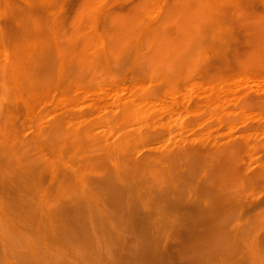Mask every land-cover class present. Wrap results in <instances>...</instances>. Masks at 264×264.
<instances>
[{
	"label": "bare ground",
	"instance_id": "obj_1",
	"mask_svg": "<svg viewBox=\"0 0 264 264\" xmlns=\"http://www.w3.org/2000/svg\"><path fill=\"white\" fill-rule=\"evenodd\" d=\"M21 1H23L22 6L16 0H0V153L5 157L3 161L0 160V177L2 176V181L8 180L10 184H13V180L15 179L24 181L28 176L33 177L31 171L28 170L29 165L23 159V154L19 148V143L26 138L19 135L21 134L19 127L22 124L19 121L24 119L23 124L26 120L29 127L32 128V142L38 149L37 153H40L39 156L43 160V171L48 174V183H50V185H46L47 187L42 185L36 186L41 203L35 209V230L38 240L41 241V245L45 248L46 252V254L40 253L41 261L48 263L47 258L50 255L52 259V262H49L50 264H61L63 259H65L63 262L68 261L65 254L62 255L65 258L63 257L62 260L58 259L61 254H59L61 251L59 243L61 241L63 243L62 233L66 234V228L70 227L68 229L73 232L75 230L73 226L74 222L76 221L75 226H77V223L82 221L81 219L85 221L86 214L95 220L98 219L103 224L104 221L102 219L106 216L105 212L110 209L114 211V216L121 222L123 230L127 231L129 229L127 232H121V230L118 231L119 228L115 229L114 227V230H117L116 234L119 233V240L121 238L119 237L120 235H123V238L129 237H126L128 239L125 242H128L129 245L128 243V246L123 244L122 247L121 242L124 241L122 239L123 241L119 242L121 247L123 249L126 247L130 251L132 249L133 252L131 253L136 254L137 252V257H140L144 264H165L168 257L165 256L166 260L163 263L164 257L163 259L160 257L162 253L159 256L161 251H159L158 257L156 252L153 251L152 240L150 244L149 239L154 240L153 233L159 232L157 230V232H153L157 226L160 227L162 224L159 221L162 219L159 217H164L162 222H168L165 218L168 216L169 219L170 215L168 214L171 213L167 212L166 209L170 207L168 210L170 211L172 205L174 206V204L181 202L180 199L183 196L179 194L183 193H181V187L179 189V184L180 182L184 183V181L181 180L183 178L181 176L183 171L180 172V170L184 167L185 162L178 152H173L170 155H168L169 153L165 154L163 158L160 157L162 160H160L161 164L159 168L164 177L172 184L171 189L162 193L146 186L147 190L141 192V187L139 188L137 185L136 179H145L147 174L156 168L152 165L153 162L151 163L148 160L142 161V157L140 158L142 162L131 160L132 157L130 156V159L129 151L133 143L137 144L135 141L139 139L138 137L141 139L142 134L143 136H147V134L143 133L144 130H141L142 125L138 124L140 123L138 120L142 122L143 119L148 118L150 113H152L148 109L152 110L151 105L154 104L152 102L155 99L154 95H156L155 92L157 91L152 90L154 91L153 94L149 89L153 86L171 88L178 80L185 79L187 75H192L193 71L199 70L201 62L203 63V60L207 58L209 53L215 56L217 64H215L214 69L211 68L213 71L210 73L212 75L210 76L211 78L209 77L210 82H216L218 85H220V81L225 79V75L228 77V72L234 69L235 66L242 68V66L246 67L248 64H257L259 67H264V14L262 11L264 10V0H138L137 3L131 1V4L132 2L134 4L129 7V10L119 14H114L115 10H113V12L115 11L114 13L110 12L107 10L108 8L106 9V6L105 9L102 8L104 7L102 3L106 0H76V7H72L74 10L71 13L70 9L72 8L68 6L71 4L70 0ZM107 3L103 4L106 5ZM111 5H107V7L109 6L110 8ZM67 6L70 7L69 11H67ZM256 7H262L260 12L255 11ZM229 49L231 51L233 49V51L229 53ZM129 64L135 67L133 75L135 74L136 78L134 76L135 81L132 79L134 81L132 87L138 89L139 92L134 89L135 95L131 96L130 92L132 88L128 92L131 95L129 94L127 97L125 94L126 97L124 96V98L121 97L123 93L120 95L121 89L117 90L119 92L118 95L112 86L111 88L115 91L112 89L111 94L109 91V94L104 92L106 97H109V100H111L108 104H113L112 102L120 104L117 107V104L114 103L117 109L116 111L112 109L115 113L109 119L111 123L109 121L106 122V120L104 121V126L105 123H110V125H116L113 127L118 128H116V134L115 132L112 134L114 136L117 135L115 139L100 140L99 138L100 141L94 140L91 137L90 139L88 136L92 132L94 124L92 127H87L86 124V127L82 128L83 133H75L74 131L70 142H67L66 138L64 139L65 141L60 140L61 138L59 137L66 134L61 129L60 117L62 119L66 118L65 120H69V118L70 121L73 120H71L70 115H67L68 113L64 114L63 108H61L62 110H58L59 107L53 111H50V109L47 111L45 103H49L48 100H52V104L55 101V108L62 103L61 107L65 105L64 109H66V104L74 102L72 101L73 97L66 94L69 87L70 89L73 88V91L81 90L80 92L84 94L81 93V95L87 97L86 95L90 90H102L106 87L104 82L107 84L110 76L112 77L109 71L124 69ZM84 72L89 75L87 74V76ZM232 72L233 70L230 73ZM206 76H208L207 73ZM129 81H131V78ZM129 86L127 87L130 88ZM61 88L63 90L58 94L59 91L55 90ZM111 88L109 87V89ZM54 91L59 95H57L58 97L55 96ZM73 91L71 92L70 90L69 92L76 96V92ZM80 92H77V94L81 98ZM102 92L103 90L101 94ZM98 93L95 92L98 95L97 99L100 97ZM79 97L77 96V98ZM93 98L91 100H96V98ZM76 99L75 101L77 102ZM87 100L88 98L83 99V101L88 103ZM91 100L90 102H92ZM103 100L101 104L104 102ZM76 102H74L75 107L79 104V102L77 104ZM90 102L86 103L88 107L92 109L93 107L97 108L99 104L97 103L98 100L96 105L93 103L94 101L91 105ZM148 103H150V107L146 109L144 106ZM212 103L214 102L212 101ZM42 104H45L44 108L40 107ZM105 104L104 109L106 108ZM75 107L73 109L76 110ZM67 109H70V107H67ZM104 109L103 111L99 109L100 112L98 109H93L96 110L93 113L99 112L98 114L100 115L102 111L105 114ZM112 110L109 112L111 115L113 114ZM86 113L88 114V112ZM96 113L95 115H98ZM47 114H49V117L51 115L50 120H46L48 118ZM106 114H108L107 111ZM90 115L88 114L87 116ZM84 116L79 115L78 119L80 117L81 121L85 124L83 118L88 119L87 116L86 118ZM43 117L46 122L48 121L47 123L44 120V122L42 121L43 124L41 123ZM91 117L93 116L91 115ZM154 117L150 118L154 120L156 119ZM76 118L75 116L72 117V119H75L73 121L75 123L78 121ZM150 118H148L147 122L150 121L151 123ZM111 119L115 120L118 126L115 122L113 124ZM61 121L63 122V120ZM79 121L77 124H81ZM17 122L21 123L19 127ZM143 122L145 125L147 124L144 120ZM134 123L138 126L133 125ZM88 124L91 125L90 122ZM126 124L133 125L134 128ZM66 125L69 127V123L64 126L62 125V127L64 128ZM148 125L151 124L148 123L147 127ZM137 127L141 128L142 134L140 133L141 131L137 132L139 130V128L135 129ZM77 128L79 129V127ZM130 128L131 130L133 129L132 132ZM78 129L75 130L77 131ZM154 129L158 130L155 127ZM96 130L97 128L93 131ZM108 132L110 131L108 130ZM104 135L107 137V131ZM90 151L91 153H89ZM92 153H97L98 155L95 156ZM156 162H158V159ZM189 167L191 166L189 165ZM87 168L95 170L97 176L95 178H86L87 175L85 176V172L83 171ZM42 176L39 174V182L42 180ZM39 182H33V184ZM11 187L14 188L15 185ZM6 194H9V192L6 191ZM11 195L16 197L15 203H17L21 193L16 188L15 192ZM184 207L182 209L187 210V212L190 211V206L184 205ZM162 209L165 213L161 212ZM185 210L181 211L184 216L187 213ZM179 211L177 213L182 214ZM159 212L161 214L160 216L158 215V220L156 216ZM144 218L147 219V221L145 220L147 224H145L146 222L144 223L146 227L138 226L143 222ZM148 220L151 221L149 222L151 224L148 223ZM119 221L117 222L119 223ZM148 224L154 227H149L147 226ZM163 225L161 229H164ZM72 226L74 230L71 229ZM80 226L79 228L82 229L84 225ZM79 228L77 229L80 230ZM158 229L161 230L160 228ZM72 232L70 234H77V231L75 234ZM104 233L108 235L105 230ZM68 236L70 235L68 234ZM67 239L66 242H69V237ZM72 239L74 238H71V243ZM129 241L132 243L131 247H129ZM62 243L61 247L63 248ZM154 243L156 244V241ZM110 245L112 243H109L108 246L110 247ZM157 245L158 248L159 245L161 246L159 243ZM126 249H124V252ZM64 250L63 248L62 252L65 253L66 251ZM76 250H80V248ZM111 250L113 249L111 248ZM262 250L264 251V249ZM126 251V253L129 252L128 250ZM67 254L70 253L66 252ZM170 254L172 253L170 252ZM45 255L48 256L46 257ZM132 255L134 256V254ZM249 256L250 264H261L262 259L260 261L259 258H263V256L257 249H253ZM70 257L69 255V259ZM112 257L114 258V256ZM173 259L176 261L175 258ZM128 260L129 264L130 259ZM7 262L8 259L6 260ZM123 263L122 261L120 264Z\"/></svg>",
	"mask_w": 264,
	"mask_h": 264
},
{
	"label": "rangeland",
	"instance_id": "obj_2",
	"mask_svg": "<svg viewBox=\"0 0 264 264\" xmlns=\"http://www.w3.org/2000/svg\"><path fill=\"white\" fill-rule=\"evenodd\" d=\"M16 1L21 3V6L23 5V1ZM75 1L76 0H70L69 2L71 4H69L68 6H71V8L74 6L75 8L77 4L76 2L79 0H77L76 2ZM119 1L106 0L103 3L108 2L109 4L107 3L105 5L102 3V6L104 5V7L102 8L105 9L106 6V9L108 8L107 10H109L110 12L114 13L116 11L114 14H119L127 12L129 10V7L132 4L137 3L138 0H136V2L135 0ZM131 1H134V3L132 2L131 4ZM107 5H111L110 8L109 6L107 7ZM74 8L70 9V7H68L67 11H69L70 9L71 13ZM121 8L123 9V11ZM261 9L262 7H256L255 11L257 10L258 12H260ZM113 10L115 11L113 12ZM262 11L264 14V10ZM239 46L241 45L239 44ZM232 51L231 49H229V53ZM214 57L215 56L210 55L209 53L207 58L204 59L206 62L204 60L203 63L201 62L199 70L193 71L192 75H187V78L185 79L178 80L174 85L171 86V88L169 87V89L164 88L163 86H159V88L156 86H153L154 88L151 87L149 91H157L155 92L156 95H154L156 101L155 99L154 101L152 100L153 102L151 101L155 105L150 102L152 104L151 109L153 111L150 109H148V111L152 112L149 116L152 118L155 116L154 118L156 119L153 120L148 116V118L151 119V123L150 121L147 122L148 118L143 119L145 123L147 122V124H151L148 125V127L147 124H144L143 120L142 122L141 120H138V122L140 123L136 122L140 124V126L142 125V129L139 128L140 126L135 128L136 130L139 128L137 132L144 130L143 133H145V135L147 134V136H143L142 131L140 132L142 134V137L141 139L140 137H138L139 139H136L137 141H135L137 144L133 143L132 147H130L131 149L129 151V157L131 156V160H135L138 162L146 160L151 161V163H154H152L154 168H156L151 173L149 172L145 179H136L137 185L139 186V188L141 187V192L147 190L146 186H149L152 189H155L156 191L162 193L166 190L171 189L172 184L166 179V177H164L162 171L159 168L161 164L160 160H162L163 155H167L168 153V155H170L173 154V152H178L181 154V158L185 162L184 167H182L180 170V172L183 171L182 175H180L183 177L181 180L184 181V183L180 182L179 184V189L181 187L180 190L181 193H183L179 194L183 196L180 199L181 202L179 204H174V206L172 205L170 211H168L170 207L166 209L167 212L171 213H166L171 217H169V219L168 216L167 218H165L166 220H168V222H162L164 217L162 218L160 214L161 212H164L163 209L161 212H159V214H157L156 218L160 216L159 218H161L162 220H159V218L158 220L161 221L162 224L160 225V227L156 225L157 228H155L153 232L159 231L160 233H153L154 240L149 239V242L151 244L152 240L153 251L156 252L157 256L159 254V251H161L159 256L162 253L160 257H162L161 259H163L164 257L163 263L165 262L166 257H168V262L166 261L165 264H250L251 262H249V255H251L253 249H257L261 253L263 258L261 257L259 258V260L262 259V261L260 260V263L264 264V251L262 250L264 249V67H259V65L257 64H248L246 65V67L242 66V68L235 66L236 68L234 67L235 70L232 69V73H230L232 70L228 72L229 78L227 77V75H225V79L220 81V85H218L216 82H210V76H212L210 73H212L214 67L217 65L216 58ZM134 68L135 67H132V65L129 64L126 65V68L124 67V69H113L118 73L113 70L109 71L112 77L110 76L107 84L106 82H104L106 87L102 89L103 95L101 94L102 90L92 89L90 90V92H88L87 95L85 94L87 97H83L84 94L83 92H80L81 90H74L76 92V96H74L73 93L69 92L70 90L72 92L73 88L70 89L69 87V90H67L68 92L66 91V94L70 97H73L72 101L74 102H76L75 99L77 98V96L79 97L77 92H80L81 98L79 97L80 99H76V104L79 102L76 107L75 103L72 102L70 104H66L68 108L70 107V109H67V107V110L64 109L65 105L61 107L62 103L61 105H58L57 108H55V101H53L52 104V100H48L49 103H45V108H47V111L49 109L50 111H53L54 109H58L59 107L60 108L58 110H62L61 108H63L64 114L68 113L67 115H70L71 120L73 121H75V119H72L73 116H75V118L77 117V120L79 115L84 116L85 114L84 117L86 118V116L88 114L90 115L91 113V115L94 117H91V115L87 116L88 120L83 118V120H85V124L79 117L78 121L80 120L79 122H81L83 126L80 123V125L77 124L78 121L77 123H75L73 121H70V118L69 120H65L66 118L62 119L60 117V122L63 126L69 123V127L68 125H66L63 128L61 125L62 131H64L66 134H63L65 137L63 135L59 137L61 138L60 140H64L66 138V141L70 142L72 140L71 135H73L74 131L75 133H83V129L84 127H86V124L87 127H92V125L94 124L92 127V132L89 133V138L91 137L97 141L99 140V138L100 140L115 139L117 135L114 136L112 134H114V132L116 134L118 128L113 127L116 125L111 124V126V122L109 121V119L114 115V111H116L117 109L115 108V104H117V102H112L113 104L115 103L114 105L111 103L108 104L109 102H111V100H109V97H106L104 92L108 93L109 91L110 93L113 89L111 88L112 86L114 87L117 92L116 94L118 95V91L121 89L120 95H122L123 93V96H121L123 98L124 96L126 97V95L128 97L130 93L132 94L130 95L133 96L135 88L132 87V83H134L135 81L134 76L136 78V75H133V73L135 72ZM112 72L114 73V75ZM206 73L208 76H206ZM85 74L87 75L88 73ZM101 78L104 79L103 77ZM130 78L131 81H129ZM128 85H130V88L127 87ZM120 86L122 87L120 88ZM109 87L111 89H109ZM123 88L124 90H122ZM131 89L132 91L128 93ZM61 90L63 89L61 88L55 91H59L58 94H60ZM137 90L138 89H135V91ZM154 91H152L153 94ZM95 92H99L98 94L101 98L99 97L97 99L96 97H98V95L95 94ZM81 93L83 95H81ZM135 93L137 94V92ZM54 94L55 96L58 95L56 92ZM90 94L91 96H89ZM103 97L106 99L107 103L105 99L103 100ZM84 98H88V103L90 102L91 98H96V100L91 101H94L93 103H95L96 105V102L98 100L97 103H99L100 105L98 104L97 108L93 107V109H98V111L99 109L103 111L104 104L106 103L105 105L107 109H104L105 114L101 111V114L99 115V111L97 113L95 112L96 114H98L95 115V113L93 112L96 110L88 107V103L83 101ZM80 100H82L83 102H80ZM102 100L105 103L103 102L101 104ZM212 101L214 103H212ZM92 102H90V105ZM150 103H148L144 107H146L147 109L148 107H150ZM45 104H42L40 107L44 108ZM71 104L74 105L76 110L79 106L81 108L79 107V111H76L75 109H73L74 107H72ZM119 106L120 104L118 103L117 107ZM111 110L113 111L112 115L109 114ZM106 111L108 112V114H106ZM86 112H88V114ZM107 115L109 118L106 117ZM47 116H45V118H47L46 120H48L49 118L51 119V115L49 117V114H47ZM45 118H42L41 123L43 120L46 122ZM23 120L19 121L22 122V124L17 122L18 127L21 124V127H19V130L21 129V134H19L21 135L20 137H26L24 138V140L21 139L23 142L21 141V143H19V148L23 154V159L26 160L27 164L29 165L28 170L31 171L33 177L31 178L30 176H28L24 181H18L15 179L13 180V184H10L8 180L2 181V176L0 177V264L46 263L45 261H41L42 258H40V253L46 254V252L45 248L41 245V241L38 240L35 230V209L38 207L39 203H41L39 192L37 191L38 189H36V186L42 185L44 187H47L48 185H50V183H48V174L43 171V160L39 156L40 153H37L38 149L32 142V128L29 127L28 121L26 120L23 124ZM61 120H63V122ZM105 120L106 122L109 121L110 123H105L104 126ZM86 121L88 123L90 122L91 125ZM111 121H113V124H117L115 120L111 119ZM136 123H134L133 125H137ZM126 125L128 126L129 124ZM133 125L129 126L134 128ZM151 126H154L158 130H155L154 127L152 128ZM70 127L74 129H71ZM77 127H79V129ZM80 128L83 129L81 130ZM95 128H97V130L93 131L95 130ZM107 128L110 132H108ZM113 128L117 129L114 130ZM75 129L81 131H76ZM132 130L130 128L131 132ZM145 130L146 132H148L146 133ZM104 131H107V137L104 135ZM152 131L156 132L153 133ZM134 132L137 133L135 130ZM148 133H150L151 135ZM99 134L102 135L100 136ZM67 137L70 138L68 139ZM89 153H91V151ZM98 154L95 153L94 155L96 156ZM141 157L142 161H140ZM4 158V155L0 153V160L3 161ZM155 158L156 160L158 159V162H156ZM189 165L191 167H189ZM83 172H85V176L87 175L86 178H95L97 176V174H95L96 171L92 169L90 170L89 168L85 169ZM39 174L43 175L40 182ZM33 182L39 183L33 184ZM226 184L228 185V187ZM14 185V188L11 187ZM16 188L19 189V192L21 193V196L18 199L17 203H15L16 197L11 195L15 192ZM6 191H8L10 195L6 194ZM184 205L188 207L190 206V211H188L192 213L187 212ZM181 206L185 209L180 208ZM179 210H185L187 212L185 213V216L188 213L190 215L188 214L185 217L184 214ZM178 211L183 215L180 213L178 214ZM107 212H109L108 214L110 215H108ZM113 213L114 211L110 209L105 212L106 216L103 215L104 217L102 219L104 221H102L103 224L98 219L95 220L87 216V214L85 213L86 216L85 214L84 216L86 218L84 219L86 220L84 221L83 219H81L83 221L82 224L85 227L81 224L82 221L77 223V226H75L76 221L74 222L73 226L75 227V230L73 226L71 227V229H73L75 232L70 231V227H67V231H65L67 236L65 233H62L63 243L61 240H59L61 241L59 243L61 250L59 254H61L58 259L62 260L63 257L65 258L66 256V260L68 259L69 262H63L65 261V259H63V263L61 262V264H90L91 261V264H120L122 263V261L124 262L123 264H128V259H130L129 264H136L137 261V264H140V262L141 264H144L142 263V259L140 257H137V252L136 254L131 253L133 252L132 249L130 251V249H126L125 246L124 249L128 250L129 252L126 253V250L124 252V249L122 247L123 244H126V246L129 245L128 242V245L127 243H125L129 237L126 236L128 237L126 239V237L123 238V235H120L119 237L121 238L119 240V233L116 234L117 230H114V227L115 229L119 228L118 231L121 230V232H127L129 229H126L127 231L123 230V228L121 227V222L117 219L116 216H114ZM166 214L164 215L166 216ZM116 220L119 221L120 224ZM145 220L147 221V219L144 218L143 222L141 223L142 225L139 224L138 226L146 227L145 224H147V222ZM149 222L151 221L148 220V223ZM149 224L147 226H149ZM162 225L164 229H161ZM79 226H83L82 229L79 228ZM151 226L152 225H150L149 227ZM77 228H79L80 230H78ZM103 228L108 233V235L104 233ZM158 228H160L161 230H159ZM110 230L114 232L112 233V231ZM76 231L77 234H75ZM71 232L75 235L70 234ZM63 234L65 235V237ZM68 234L70 236H68ZM124 235L126 234L124 233ZM68 237L70 240L69 242H66L68 240ZM72 237L74 239H72L71 243L70 241ZM120 241L124 242H121L122 247L119 243ZM155 241L156 244L154 243ZM61 243L63 244L62 246L65 249L64 251L70 253L67 254L68 256L66 255V252H62L63 248L61 247ZM109 243H112V245L115 244L116 247L115 245H110V247L113 249L111 250V248L108 246ZM158 243L161 244L162 247L159 245L158 248ZM131 246L132 243L130 242L129 247ZM155 247H157L158 249ZM77 248H80V250H76ZM174 248L175 250H173ZM169 249L171 250L169 251ZM163 252L165 255L163 254ZM170 252L173 255L170 254ZM64 254L65 256H62ZM132 254H134V256ZM69 255L71 256L70 259ZM50 256L47 258L48 263L46 264H50V261L52 262ZM112 256H114V258ZM106 258L107 260H105ZM121 258L125 259L122 260ZM173 258H175L176 261ZM7 259L8 262L6 263ZM43 259L45 260V258ZM88 259L91 261L89 262ZM109 259H111L112 261H109ZM171 259H173L174 263L173 261H171Z\"/></svg>",
	"mask_w": 264,
	"mask_h": 264
}]
</instances>
